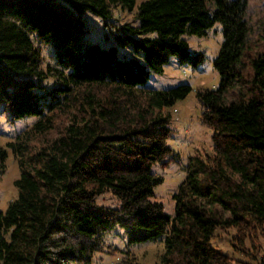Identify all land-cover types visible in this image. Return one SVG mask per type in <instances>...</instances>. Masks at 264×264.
<instances>
[{
  "label": "trees",
  "instance_id": "1",
  "mask_svg": "<svg viewBox=\"0 0 264 264\" xmlns=\"http://www.w3.org/2000/svg\"><path fill=\"white\" fill-rule=\"evenodd\" d=\"M136 4L0 0V112L14 122L36 118L0 145V168L11 151L20 169L16 198L0 209V264H93L96 253L112 251L104 235L116 227L129 244L165 236L162 264H231L212 245L217 230L264 229V49L246 58L248 0ZM117 6L134 12L137 22L113 24ZM87 13L113 32L107 46L87 38ZM217 22L220 83L197 92L213 152L189 158L170 215L155 199L163 179L153 166L180 160L164 109L192 87L146 86L172 56L201 66L205 54L192 52L187 36L203 37ZM33 36L52 50L54 64L45 66ZM237 86L238 98L228 100ZM59 115L69 121L57 124ZM106 193L115 206L100 201ZM125 254L117 264H141Z\"/></svg>",
  "mask_w": 264,
  "mask_h": 264
},
{
  "label": "rangeland",
  "instance_id": "2",
  "mask_svg": "<svg viewBox=\"0 0 264 264\" xmlns=\"http://www.w3.org/2000/svg\"><path fill=\"white\" fill-rule=\"evenodd\" d=\"M142 1L144 0H136L135 9ZM84 18L89 28L87 38L101 46H107L110 40L106 38V34L109 39H112L113 32L105 29L102 19L98 16L87 13ZM247 18L251 31L246 58H250L264 49V0H248ZM111 22L118 26L128 22L135 24L137 18L134 12L117 6L113 9ZM35 36L33 39L38 43ZM187 40L192 52H204V63L198 68H193L191 65L180 64L178 58L172 56L164 66L163 73L153 74L146 86V89H167L186 83L192 87V91L185 99L178 101L169 109H164V112L171 114L172 118L173 132L169 144L180 154V160L168 161L166 165L159 162L153 166V173L163 179V182L155 188V199L163 203L165 211L170 215L175 213L176 201L173 195L186 177L189 158L196 155L207 156L213 152L212 130L201 120V105L197 92L202 89L217 88L220 83L221 76L214 67V59L223 41L222 24L217 22L203 37L191 35L187 36ZM38 44L44 56L45 66L54 64L52 50L42 43ZM120 51L124 49L121 48ZM239 90V86L230 90L226 95L227 99L238 98ZM83 113L79 112L78 116L80 117ZM35 120V117H26L14 122L0 112V145L6 146L7 142L30 129ZM57 121V124L63 125L69 121V117L59 115ZM31 137L33 143L38 141V138ZM41 141L39 139V142ZM5 166L3 170L0 168V209L3 211L17 196L14 181L20 175L17 158L11 151ZM115 199L110 193H106L100 201L115 206L117 203ZM164 239L165 236H161L154 240L129 244L125 230L116 227L104 235V242L112 251L105 249L103 252L96 253L93 264H117L126 257L127 250L129 256L135 257L141 264H162L161 257L165 251ZM211 242L213 246L230 256L231 264H262L264 262V229L262 228L218 229Z\"/></svg>",
  "mask_w": 264,
  "mask_h": 264
}]
</instances>
